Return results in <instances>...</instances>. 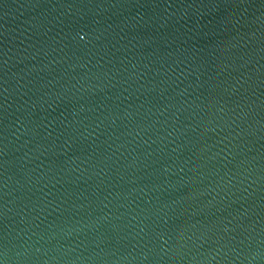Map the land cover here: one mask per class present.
Here are the masks:
<instances>
[{
    "label": "water",
    "instance_id": "1",
    "mask_svg": "<svg viewBox=\"0 0 264 264\" xmlns=\"http://www.w3.org/2000/svg\"><path fill=\"white\" fill-rule=\"evenodd\" d=\"M0 264H264V0H0Z\"/></svg>",
    "mask_w": 264,
    "mask_h": 264
}]
</instances>
